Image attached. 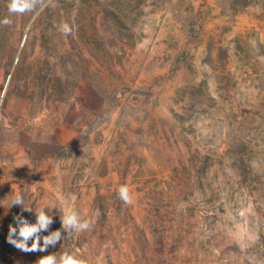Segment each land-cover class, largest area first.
<instances>
[{
	"label": "rangeland",
	"instance_id": "1",
	"mask_svg": "<svg viewBox=\"0 0 264 264\" xmlns=\"http://www.w3.org/2000/svg\"><path fill=\"white\" fill-rule=\"evenodd\" d=\"M8 3L0 264H264V0ZM39 208L91 227L19 250L9 226Z\"/></svg>",
	"mask_w": 264,
	"mask_h": 264
},
{
	"label": "clouds",
	"instance_id": "2",
	"mask_svg": "<svg viewBox=\"0 0 264 264\" xmlns=\"http://www.w3.org/2000/svg\"><path fill=\"white\" fill-rule=\"evenodd\" d=\"M41 2L42 0H9L8 10L12 14H24L33 11ZM2 23L8 25L11 23V20L5 18ZM61 31L69 34L71 28L65 23L61 26ZM118 195L125 204L132 202L127 186H121L118 189ZM13 205L20 206L24 211H32V209L24 207V200L20 194H16L12 200L11 206ZM35 215V223H30L22 216H17L14 218L16 220V226H9L8 242L24 252H44L49 246L54 247L63 239L61 229L67 233H80L89 230L91 227L90 221L86 219L82 220L79 214L73 209L64 210L61 217V229L50 232L48 230L53 223V216L49 215L44 208L37 209ZM42 232H48V234L41 235ZM38 264H88V262L64 252L60 255L49 254L43 256L38 260Z\"/></svg>",
	"mask_w": 264,
	"mask_h": 264
}]
</instances>
